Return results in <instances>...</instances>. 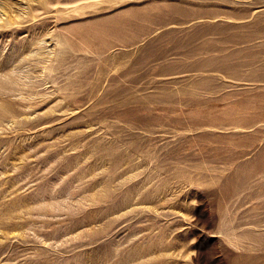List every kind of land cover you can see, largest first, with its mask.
<instances>
[{
  "label": "rangeland",
  "instance_id": "374dc122",
  "mask_svg": "<svg viewBox=\"0 0 264 264\" xmlns=\"http://www.w3.org/2000/svg\"><path fill=\"white\" fill-rule=\"evenodd\" d=\"M0 264H264V0H0Z\"/></svg>",
  "mask_w": 264,
  "mask_h": 264
}]
</instances>
